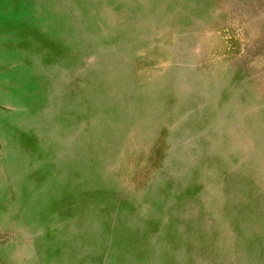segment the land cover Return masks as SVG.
<instances>
[{"label":"rangeland","instance_id":"1","mask_svg":"<svg viewBox=\"0 0 264 264\" xmlns=\"http://www.w3.org/2000/svg\"><path fill=\"white\" fill-rule=\"evenodd\" d=\"M0 264H264V0H0Z\"/></svg>","mask_w":264,"mask_h":264}]
</instances>
